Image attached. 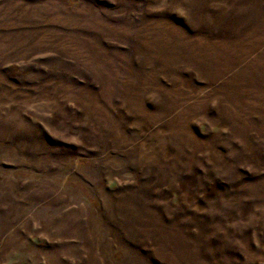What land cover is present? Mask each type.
<instances>
[{
    "label": "rangeland",
    "instance_id": "obj_1",
    "mask_svg": "<svg viewBox=\"0 0 264 264\" xmlns=\"http://www.w3.org/2000/svg\"><path fill=\"white\" fill-rule=\"evenodd\" d=\"M0 264H264V0H0Z\"/></svg>",
    "mask_w": 264,
    "mask_h": 264
}]
</instances>
